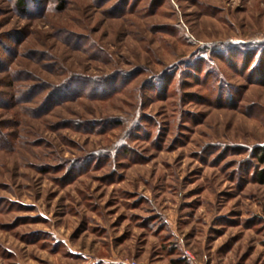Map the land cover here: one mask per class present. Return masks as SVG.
Returning a JSON list of instances; mask_svg holds the SVG:
<instances>
[{"label":"rangeland","instance_id":"1","mask_svg":"<svg viewBox=\"0 0 264 264\" xmlns=\"http://www.w3.org/2000/svg\"><path fill=\"white\" fill-rule=\"evenodd\" d=\"M264 0H0V264H264Z\"/></svg>","mask_w":264,"mask_h":264},{"label":"trees","instance_id":"2","mask_svg":"<svg viewBox=\"0 0 264 264\" xmlns=\"http://www.w3.org/2000/svg\"><path fill=\"white\" fill-rule=\"evenodd\" d=\"M26 1H27V0H16V3H17V5H18L19 7H24ZM260 151H261V153H260V155H259V158H260L261 160H264V148H262ZM258 176H259L260 180H263V179H264V171L259 172V173H258Z\"/></svg>","mask_w":264,"mask_h":264},{"label":"built area","instance_id":"3","mask_svg":"<svg viewBox=\"0 0 264 264\" xmlns=\"http://www.w3.org/2000/svg\"><path fill=\"white\" fill-rule=\"evenodd\" d=\"M129 264H138V263L135 261H131V262H129Z\"/></svg>","mask_w":264,"mask_h":264}]
</instances>
